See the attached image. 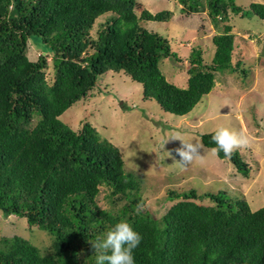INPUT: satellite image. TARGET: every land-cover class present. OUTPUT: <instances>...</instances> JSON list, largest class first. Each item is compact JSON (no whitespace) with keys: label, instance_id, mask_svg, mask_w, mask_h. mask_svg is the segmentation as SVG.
Instances as JSON below:
<instances>
[{"label":"trees","instance_id":"trees-1","mask_svg":"<svg viewBox=\"0 0 264 264\" xmlns=\"http://www.w3.org/2000/svg\"><path fill=\"white\" fill-rule=\"evenodd\" d=\"M176 1L180 15L206 13L215 27L230 14L264 20L260 3L244 9L236 0ZM139 6L137 0H0V212L52 238L46 254L22 237L1 240L0 264H96L91 243L121 219L142 236L135 264H264V207L253 210L224 191L170 190L174 204L157 218L145 210L143 181L126 170L120 149L85 121L73 130L60 120L109 72L141 84L144 99L177 116L212 91L218 72L245 77L241 61L233 62L232 26L213 37L211 63H204L200 47L184 60L166 38L140 25L168 22L173 12L145 9L138 16ZM31 37L45 47L34 61L27 56ZM165 59L178 67L187 61L186 88L167 80L160 69ZM213 134L201 135V143L216 147ZM217 156L251 176L238 151ZM102 189L108 209L98 203ZM204 199L213 205L197 203Z\"/></svg>","mask_w":264,"mask_h":264},{"label":"rangeland","instance_id":"rangeland-1","mask_svg":"<svg viewBox=\"0 0 264 264\" xmlns=\"http://www.w3.org/2000/svg\"><path fill=\"white\" fill-rule=\"evenodd\" d=\"M137 2L138 16L145 9L153 14L173 12L174 17L168 22L140 21V25L166 38L178 57L187 60L192 50L200 47L204 63H211L215 52L212 38L223 31L225 23L215 29L206 14L183 17L176 0ZM236 3L249 9L252 3L264 4V0H236ZM104 20V16L97 20L93 35L98 23ZM227 24L233 27L235 38L233 62L241 61L245 77L240 72H218L212 91L190 113L177 116L165 112L154 100L144 99L141 84L123 73L109 72L99 80L93 95L77 102L60 117L73 130H78L84 121L91 124L102 139L120 149L126 170L143 181L145 210L157 218L174 204L167 197L170 190L183 192L194 188L199 194L224 191L230 199H245L253 210L264 207V20L252 14L244 18L230 14ZM44 52L39 39L31 37L29 59L34 61ZM187 65L184 61V66L178 67L165 59L160 69L170 83L186 88ZM221 125L250 137L248 146L234 150L251 167L250 177L236 173L229 161L213 155V148L201 143V135L212 133ZM176 133L186 141L202 144L203 158L194 159L185 167L178 165L180 157L175 150L181 142L170 138ZM107 194L102 189L98 197L102 209L110 208ZM197 203L213 205L209 199ZM13 236L30 241L44 254L51 250L52 238L46 232L29 228L23 218H5L0 212V241Z\"/></svg>","mask_w":264,"mask_h":264},{"label":"clouds","instance_id":"clouds-1","mask_svg":"<svg viewBox=\"0 0 264 264\" xmlns=\"http://www.w3.org/2000/svg\"><path fill=\"white\" fill-rule=\"evenodd\" d=\"M209 22L215 29H218L210 19ZM217 34H219V32L215 35ZM170 138L181 142V146L175 150L180 157V161H178L177 164L181 167L187 166L194 159L203 158V156L200 155V150L203 148V145L199 142L193 143V141H186L179 133L172 135ZM212 141L216 145V147L211 149L213 155L222 151L226 157H230L235 149L248 146L250 137L243 131L237 132L221 125L214 130ZM141 211H143V205L137 204V215H139ZM141 240L142 236L133 229L127 220H119L106 232L103 238L98 237L95 243H91L97 252L96 264H135L133 251L139 246Z\"/></svg>","mask_w":264,"mask_h":264}]
</instances>
